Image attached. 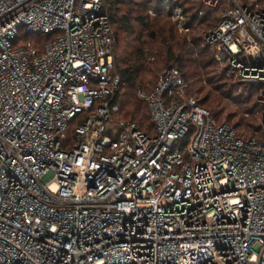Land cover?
I'll return each mask as SVG.
<instances>
[{"label":"built area","instance_id":"built-area-1","mask_svg":"<svg viewBox=\"0 0 264 264\" xmlns=\"http://www.w3.org/2000/svg\"><path fill=\"white\" fill-rule=\"evenodd\" d=\"M207 43L258 88L262 139L217 123L174 65L139 90L155 132L113 127L105 0H0V264H264V0H226Z\"/></svg>","mask_w":264,"mask_h":264},{"label":"trees","instance_id":"trees-1","mask_svg":"<svg viewBox=\"0 0 264 264\" xmlns=\"http://www.w3.org/2000/svg\"><path fill=\"white\" fill-rule=\"evenodd\" d=\"M198 1L201 2V0ZM248 1L239 0L243 4ZM105 3L113 38V72L119 75L123 81L121 87L109 97L111 105H120L119 112L112 115L113 127H116L119 121L126 120L135 122L146 132H155L149 107L147 106V108V104L141 102L135 96V93L137 88H142L145 93H150L157 84L162 67L169 65H174L181 70L190 85L189 95L195 97L201 105L206 107L217 123H224L220 119L227 111L226 102L228 103V99L222 88L228 86L234 89L242 88L241 91H250L249 93H252V96L258 100L259 91L257 87L248 84L242 85L234 79L233 81L227 78L224 68H222L223 71L221 70L220 75L227 82H229L228 79L231 80V84L230 82L229 84L223 82L221 87L213 85V81L210 79L209 74L211 72H219V68L217 69L219 65L210 52V48L204 44V39L206 34L219 24L222 10L226 8L223 4L224 0L217 7L211 8V14L218 12V8L221 10L220 14L215 18L208 13L210 17L206 23L197 19L204 11V5L197 3L195 8L188 10L184 7V4H181L184 9L182 10L183 30L178 28L179 23L171 20L172 16L168 11L172 4L171 0H105ZM152 7L155 15H150L148 12ZM199 7L203 9L198 11L196 8ZM133 22L140 28L137 36H132L134 31ZM196 23L198 25L194 26ZM145 31L149 32L150 41L143 39L146 38L143 35ZM51 37L52 34H24L19 39L18 45H25L30 42L34 47L42 50L46 41ZM132 40L137 43L130 45L129 43ZM121 51L127 54V57L119 59ZM195 80L198 82L205 81L210 87L201 86L193 92L195 95L191 94L192 82ZM220 81L222 80L220 79ZM255 110H257L258 115H253L252 112H255ZM237 116L240 118L239 123L235 127L231 126L235 131L238 130L236 132L240 137L243 139L263 138V109L260 103L256 104L255 109L238 112ZM86 117L87 113H81L73 119L67 131L70 137L73 136L75 127Z\"/></svg>","mask_w":264,"mask_h":264},{"label":"rangeland","instance_id":"rangeland-1","mask_svg":"<svg viewBox=\"0 0 264 264\" xmlns=\"http://www.w3.org/2000/svg\"><path fill=\"white\" fill-rule=\"evenodd\" d=\"M135 1H142V0H135ZM239 1V0H238ZM171 2H174L175 3V7H179L181 9V12L183 9L182 5L181 4H184V7H186L188 10L192 9V8H195L198 4L200 5H204L203 8H204V11L201 12L200 14V17H198V21L200 22H204L206 23L207 19L210 17L208 16V13L209 15H211V17H215V16H218V14H220L219 12L221 11L220 8L218 12H213L211 14V6L209 5H205L203 4L202 2H199L198 0H171ZM224 6H226V0H224ZM182 7V8H181ZM201 7L199 8H196L198 9V11H200L201 9H203ZM153 10V7L149 9V14L150 15H155L154 11L152 13H150V11ZM223 11V10H222ZM221 16V15H220ZM172 21L178 23L177 19L171 17ZM216 18V17H215ZM132 25L134 26V31L132 32V36H137L138 34V31L140 30V28L138 27V25L136 23H132ZM198 24L196 23L194 26H197ZM179 26V25H177ZM180 30H182L180 27H178ZM214 30V29H213ZM212 31V30H211ZM209 31L206 36H205V39H204V44H206V46H208L210 48V52L212 53L213 57H214V54H213V49L212 47L207 43V36L208 34L211 32ZM143 35L146 36V38H143V39H147L148 41H150V34L149 32L145 31L143 32ZM137 42L135 40H132L129 44L130 45H135ZM156 50V49H155ZM124 57H127V54H125L123 51H121V53L119 54V59H122ZM219 65V64H218ZM171 66V65H169ZM169 66H166V67H162L161 71L159 72V75H158V78L159 76L161 75V73L166 69L168 68ZM219 68V72L217 71H213L211 72L209 75H210V79H212L213 81V85H219L221 86L223 82H227L226 80L223 79V77L220 75L223 71L222 67L221 66H217V69ZM216 70V67L214 68ZM222 70V71H221ZM226 74V73H225ZM226 76V75H225ZM227 78L233 80V77H228L226 76ZM207 78V77H206ZM220 79L222 81H220ZM228 81L230 82V84L232 83L231 80ZM234 80H236L234 78ZM233 80V81H234ZM229 82H227L229 84ZM241 84V83H239ZM201 86H206L207 88L210 87L208 83H205V81L203 82H198L197 80L193 81L192 82V91H191V94H194L193 92H195L196 89H198L199 87ZM223 86V85H222ZM221 86V87H222ZM126 89V88H125ZM144 89V88H143ZM146 89V88H145ZM149 89V88H147ZM224 89V91L227 93H225L226 95V98L228 99V103L226 102V106H227V111L223 114V117L220 119V121L222 122H226V123H229L230 125L232 126H236L238 123H239V116L238 115V112H242L243 111H247V109L251 110V109H255L256 108V104L258 105L259 101L254 97L252 96V93H249L250 91H247L245 90L244 92L241 91L242 88H233V87H226V88H222ZM139 90H142V88H137L136 89V93H135V96L141 101L143 102L145 105L147 104L146 101H144L143 99L140 98L139 96ZM243 90V89H242ZM144 91V90H143ZM202 94V93H201ZM248 95V96H247ZM249 100V101H248ZM148 106V104L146 105V107ZM149 107V106H148ZM147 107V108H148ZM241 110V111H240ZM253 115H258L257 113V110H255V112H252ZM236 131H238L236 129Z\"/></svg>","mask_w":264,"mask_h":264}]
</instances>
